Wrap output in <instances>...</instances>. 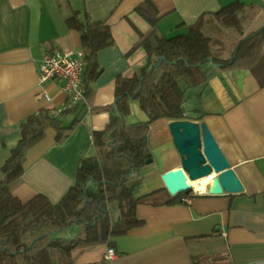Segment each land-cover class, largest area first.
I'll return each instance as SVG.
<instances>
[{
    "label": "crops",
    "instance_id": "0c3cea01",
    "mask_svg": "<svg viewBox=\"0 0 264 264\" xmlns=\"http://www.w3.org/2000/svg\"><path fill=\"white\" fill-rule=\"evenodd\" d=\"M145 0H0V180L2 165L21 139V123L33 114L48 111L53 117L41 137L28 149L22 182L13 193L28 201L38 193L58 202L75 184L83 159L96 154L92 131L103 129L117 116L125 123L146 121L139 100L128 101L129 112L117 107L116 80L131 77L157 60L144 47H135L138 30L147 22L134 11ZM160 20L158 41L186 33L206 12L218 11L237 0H152ZM243 36L264 26V0ZM110 25L112 45L98 52L101 72L92 83L90 109L80 104L67 111L71 97L62 83H40L38 66L47 53L82 50L80 31L67 20L77 14L84 21ZM242 36V37H243ZM264 59V44L261 47ZM206 80L181 84L182 119L202 121L220 116L224 125L213 131L231 167L243 184L240 193L185 197L167 190L162 175L180 164L169 124L159 118L148 130L151 162L126 180L140 202L135 207L139 226L110 236L109 242L73 249L72 264H254L264 261V85L249 68L220 69L205 64ZM192 98L186 103L187 99ZM62 111V112H59ZM67 111V112H66ZM79 122L71 127L73 121ZM66 137L57 138L59 133ZM107 245L116 258L105 259Z\"/></svg>",
    "mask_w": 264,
    "mask_h": 264
},
{
    "label": "trees",
    "instance_id": "16d2710c",
    "mask_svg": "<svg viewBox=\"0 0 264 264\" xmlns=\"http://www.w3.org/2000/svg\"><path fill=\"white\" fill-rule=\"evenodd\" d=\"M260 5L237 0L215 12L203 13L188 32L172 35L162 41L156 38L159 11L152 0L138 4L134 11L148 24L146 31L138 30L134 48L144 47L149 56L158 60L141 68L131 77L118 76L116 80L117 107L129 112L128 101L139 100L147 120L118 126L117 116L106 126L92 131L96 154L83 159L75 184L56 203L38 193L22 201L13 190L22 182L24 162L28 149L41 137L43 129L53 117L48 111L39 112L21 123V139L2 165L0 180V264H72L73 249L109 242L111 235L124 233L139 226L135 199L126 186V180L151 159L147 143L150 124L159 119L183 118L179 96L173 82L188 76L194 85L206 80L203 65L209 63L220 69L249 68L264 85V26L243 36L230 57L222 58L217 47V34L222 25H231L238 15L251 17ZM84 21L77 14L67 23L80 31L81 48L85 55L81 83L86 98L92 96V83L101 70L98 52L113 44L110 25L93 21L85 12ZM250 22V21H249ZM180 51V55H178ZM80 104L67 111H71ZM86 107L85 104H83ZM66 111V112H67ZM77 117L71 127L79 122ZM67 133H59L58 139ZM93 180L104 185L96 195L87 194L86 183ZM189 192L178 193L175 201L190 197ZM74 225L79 231L71 238L60 235ZM97 264V263H88Z\"/></svg>",
    "mask_w": 264,
    "mask_h": 264
},
{
    "label": "water",
    "instance_id": "95a60500",
    "mask_svg": "<svg viewBox=\"0 0 264 264\" xmlns=\"http://www.w3.org/2000/svg\"><path fill=\"white\" fill-rule=\"evenodd\" d=\"M224 125L220 116H206L202 121L173 120L169 129L180 155V164L165 172L162 179L169 193L189 192L188 179H200L214 173L208 186L214 194L240 193L243 184L231 167L213 131ZM151 159L147 161L150 163Z\"/></svg>",
    "mask_w": 264,
    "mask_h": 264
},
{
    "label": "built area",
    "instance_id": "2783aa9c",
    "mask_svg": "<svg viewBox=\"0 0 264 264\" xmlns=\"http://www.w3.org/2000/svg\"><path fill=\"white\" fill-rule=\"evenodd\" d=\"M84 61L85 55L83 50H60L55 53L45 54L39 63L38 77L40 83H44L50 79H57L62 83L63 91L70 95L71 101L66 109H71L78 104H85L90 109L86 98L85 86L81 83ZM208 190L200 192L191 186L190 193L202 195L207 194ZM116 255L115 248L107 245L104 255L105 259L112 261L116 258ZM254 264H264V261Z\"/></svg>",
    "mask_w": 264,
    "mask_h": 264
},
{
    "label": "rangeland",
    "instance_id": "374dc122",
    "mask_svg": "<svg viewBox=\"0 0 264 264\" xmlns=\"http://www.w3.org/2000/svg\"><path fill=\"white\" fill-rule=\"evenodd\" d=\"M252 19L253 17H251L249 14L247 16H243L241 14V15H238L237 17H234L231 25L220 26V30L218 31V34H217L218 43H217L216 49L220 50L219 53L221 52L222 58L224 57L228 58L231 56L232 51L234 50L236 44L242 38L245 32V29L248 26L249 21ZM180 54H181L180 51H178V55ZM154 57L158 60L156 56ZM180 81H182L181 84L184 86V88L186 87V84L194 85L192 80L188 76H183ZM174 84L175 82H173L172 85ZM190 99L192 98L187 99L186 103L189 102ZM177 101L178 103H180V100H177ZM120 114H121V118H123L122 115L124 114L122 112ZM117 123L118 125H121L120 120H117ZM103 190H104V185L99 184L93 180L88 181L85 186L86 193L90 195H96ZM79 228H80L79 225H74L73 227L67 230L61 231L60 235H63L67 238H71L79 231ZM71 260H72V256H71Z\"/></svg>",
    "mask_w": 264,
    "mask_h": 264
},
{
    "label": "bare ground",
    "instance_id": "6f19581e",
    "mask_svg": "<svg viewBox=\"0 0 264 264\" xmlns=\"http://www.w3.org/2000/svg\"><path fill=\"white\" fill-rule=\"evenodd\" d=\"M214 173H212L211 175L209 176H206V177H203V178H200V179H188V183L189 185H191L192 187H194L197 191H200V192H204V191H207L208 190V183L210 181V179L213 177Z\"/></svg>",
    "mask_w": 264,
    "mask_h": 264
}]
</instances>
